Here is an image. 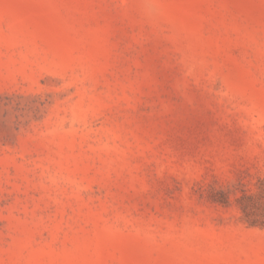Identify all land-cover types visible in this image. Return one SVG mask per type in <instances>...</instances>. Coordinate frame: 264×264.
<instances>
[{
    "label": "rangeland",
    "instance_id": "374dc122",
    "mask_svg": "<svg viewBox=\"0 0 264 264\" xmlns=\"http://www.w3.org/2000/svg\"><path fill=\"white\" fill-rule=\"evenodd\" d=\"M0 264H264V0H0Z\"/></svg>",
    "mask_w": 264,
    "mask_h": 264
}]
</instances>
